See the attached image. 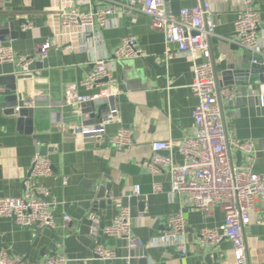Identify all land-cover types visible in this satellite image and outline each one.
Instances as JSON below:
<instances>
[{"label":"crops","instance_id":"obj_1","mask_svg":"<svg viewBox=\"0 0 264 264\" xmlns=\"http://www.w3.org/2000/svg\"><path fill=\"white\" fill-rule=\"evenodd\" d=\"M0 0V24L20 26V35L8 42L18 56L34 57L30 66L33 77L20 73L17 63H0L1 94L14 86L21 96L17 107L32 100L25 108L28 116L19 122V113L0 106V197L22 196L29 189L45 187L52 205L54 229L20 228L11 218L0 217V250L23 258L27 264H43L52 254L64 255L67 264H230L233 245L225 239L219 245H201L204 228L220 230L224 212L214 206L206 213L190 206L184 194H171V177L167 173L153 176L147 161L154 142H179L195 133L193 112L198 98L193 94V64L190 58L177 53L174 44H166L162 32L154 29L146 15L136 22L118 15L109 26L87 30L65 31L60 12L77 7L84 13L111 0ZM120 1V0H112ZM215 18L212 38L216 68L223 74L236 64L243 68L251 53L237 45L235 21L244 9L243 0H206ZM260 12V38L264 41V0H253ZM167 10L177 16L182 8L194 6L189 0H166ZM31 24L25 30V24ZM137 39L147 57L114 59L123 37ZM50 43L47 56L41 58L39 47ZM81 45L93 47L96 54L82 51ZM109 59L119 93L116 104L118 120L108 124L101 137L77 138V126L100 122L104 109L97 104L77 102V98L95 91L86 89L83 81L93 69V61ZM256 81L247 86H228L237 92L233 102L223 105V122L230 144L252 142L254 152L247 155L231 145V161L235 168L250 165L257 174H264V106L261 86ZM260 100V104L256 100ZM16 107V108H17ZM15 108V109H16ZM96 114V119L91 115ZM31 121V122H30ZM134 132L135 143L115 150L109 140L120 129ZM39 143V144H37ZM40 152L51 162L52 175L30 180L32 159ZM167 154V153H165ZM176 164L183 157L173 152ZM67 180V184H64ZM141 187V195L135 194ZM103 196V197H101ZM110 202L104 208L95 205ZM118 203L129 207L133 234L145 243L144 248L128 250L126 242L106 236L102 229L118 215ZM96 205V206H98ZM100 206V205H99ZM182 214L186 221L188 254L182 255L174 245H158L167 231L170 217ZM70 217L65 225L64 217ZM93 218L94 225L84 224ZM248 264H264V202L258 200L251 223L245 228ZM112 249L118 259L101 260L94 256L97 246Z\"/></svg>","mask_w":264,"mask_h":264},{"label":"built area","instance_id":"obj_2","mask_svg":"<svg viewBox=\"0 0 264 264\" xmlns=\"http://www.w3.org/2000/svg\"><path fill=\"white\" fill-rule=\"evenodd\" d=\"M106 1V0H105ZM194 6L182 8L177 16L167 10L166 0H120L109 1L94 11L84 13L79 8L63 9L60 12L61 27L65 31L87 30L92 35L94 28L109 26L114 16L123 15L136 22L140 15H146L151 20L154 29L163 33L166 44H174L177 53L187 56L193 64V82L191 89L198 98V104L193 112L195 133L192 137L179 142L159 141L151 145V155L147 161L148 172L153 175L163 173L171 177V194H184L188 197L190 206L203 212H210L214 206L225 214V222L220 230L204 228L200 232L199 243L207 246H217L223 240H229L233 245V260L230 264H248V248L245 240V228L251 223V216L258 200L264 202V174H257L250 165L246 169L235 168L231 161L230 147L235 146L247 155L255 148L252 142L230 141L223 122V105L233 102L237 97L234 88L224 86L216 68L213 55L212 38L215 36L216 22L211 5L206 0H189ZM244 9L235 21V37L238 46L251 53L252 63L264 59V41L260 38V12L253 0H243ZM93 0H81L79 3L92 4ZM31 24L25 26V30ZM50 43L39 47L41 58L47 56ZM82 51H88L92 56L96 49L81 45ZM147 54L139 48L137 39L127 35L114 53V59L128 60L145 58ZM0 63H17L20 73L33 77L31 70L34 57L18 56L9 43L0 42ZM93 69L83 81V86L95 91L88 96L77 98L81 104H97L104 109L103 116L96 125L77 126L74 131L77 138L89 136L101 137L105 134L108 124L118 120L119 108L116 99L119 93L113 91L116 85L109 59L94 60ZM3 89L0 87V94ZM261 102L264 106V84L261 86ZM33 101H25L17 107L31 108ZM115 150H123L135 143L134 132L130 129H120L109 140ZM39 144V143H37ZM177 151L183 157V164H176L173 152ZM167 153V154H165ZM52 175L51 162L40 152L32 159L30 180L45 178ZM67 184V180H64ZM50 192L45 187L29 189L22 196L0 197V217L11 218L20 228L54 229L55 222L52 205L48 202ZM135 194L141 195V187L135 186ZM118 215L111 225L103 232L110 238L126 242L128 250L144 248L145 243L133 234L132 215L129 207L118 203ZM65 225L70 223V217H64ZM186 221L182 214L169 218L167 231L156 244L174 245L184 256L188 254L186 242ZM94 256L101 260L118 259L117 253L108 248L97 246ZM64 255L52 254L43 264H67ZM0 264H27L20 257L9 255L0 250Z\"/></svg>","mask_w":264,"mask_h":264},{"label":"water","instance_id":"obj_3","mask_svg":"<svg viewBox=\"0 0 264 264\" xmlns=\"http://www.w3.org/2000/svg\"><path fill=\"white\" fill-rule=\"evenodd\" d=\"M167 6V5H166ZM19 24H25L28 25L26 21H20ZM20 26H15L14 24H0V42L8 43L12 39H16L18 36L22 35L23 33H20ZM245 66L247 68H243L241 66H237L236 64H232L227 68V71L225 74H223V79L227 81V86H247L250 83H255L256 81L264 82V59H259L257 63H252V60L245 61ZM7 81L6 78L0 79V83H3L4 81ZM21 96H19L16 92V88L14 86L8 87V91L4 94H0V106L11 108L10 111L12 114L15 113V108L17 107V101ZM258 104H260V100H256ZM23 105V104H21ZM28 116V110L25 108H22L19 112V122H23L25 118ZM92 119H96V114L94 113L91 115ZM31 122V121H30ZM103 197V196H101ZM110 202L102 201L98 206L95 205V210L93 211L96 213L97 207L104 208L106 204H109ZM84 224L88 226L94 225L93 218H89L88 220H85ZM105 226L102 224V229H104Z\"/></svg>","mask_w":264,"mask_h":264}]
</instances>
